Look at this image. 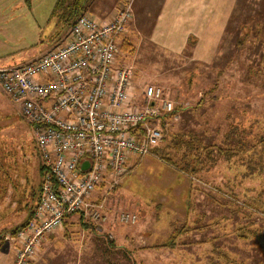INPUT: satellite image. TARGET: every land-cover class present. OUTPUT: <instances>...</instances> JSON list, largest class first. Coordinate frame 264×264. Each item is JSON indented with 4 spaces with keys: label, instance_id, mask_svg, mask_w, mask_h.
Returning <instances> with one entry per match:
<instances>
[{
    "label": "rangeland",
    "instance_id": "obj_1",
    "mask_svg": "<svg viewBox=\"0 0 264 264\" xmlns=\"http://www.w3.org/2000/svg\"><path fill=\"white\" fill-rule=\"evenodd\" d=\"M162 1L110 11L112 0H89L84 13L108 19L130 5L117 64L131 69L137 101L153 85L174 106L160 120L159 159L143 157L113 192L120 209L138 214L136 224L100 231L73 217L43 237L28 264H264V0H235L217 49L202 56L197 37L179 52L151 41ZM56 2L0 0V68L60 46L72 8L64 0L55 11ZM41 166L31 126L0 91V225L23 224L27 212L16 210L36 202Z\"/></svg>",
    "mask_w": 264,
    "mask_h": 264
},
{
    "label": "built area",
    "instance_id": "obj_2",
    "mask_svg": "<svg viewBox=\"0 0 264 264\" xmlns=\"http://www.w3.org/2000/svg\"><path fill=\"white\" fill-rule=\"evenodd\" d=\"M131 18L130 5L108 19L83 14L60 46L0 68V91L31 126L43 171L31 218L10 236L13 264H28L43 237L70 217L100 231L137 222L109 202L123 175L163 140L160 120L174 106L153 85L137 101L131 69L117 64Z\"/></svg>",
    "mask_w": 264,
    "mask_h": 264
},
{
    "label": "crops",
    "instance_id": "obj_3",
    "mask_svg": "<svg viewBox=\"0 0 264 264\" xmlns=\"http://www.w3.org/2000/svg\"><path fill=\"white\" fill-rule=\"evenodd\" d=\"M129 1L130 0H112V2L107 6L105 10L111 11L114 5H117L119 3L129 4ZM234 1L235 0H163L154 17L155 21L150 31V36L152 38L151 41L153 42L154 40H156V37H159L160 39H164L165 41H167L168 44L172 47L173 51L179 52L187 43L186 37H197L198 44L195 47L196 53H200V56L204 54L208 55L209 53H212L217 49V43H215L217 39L215 38L224 34L226 23L234 8ZM134 6V10L137 13L139 11V6ZM162 47L163 46H161L160 44L159 48L162 49ZM131 162L133 163V160ZM170 179H173V177ZM9 184H11L10 178ZM4 186H6V183L4 184ZM39 186L40 181L37 188V197ZM181 186L185 185L182 184ZM179 187L177 189H179ZM113 199L115 201V206H113V204L109 202L110 208H112L111 206H113V209L119 210L120 205H118L116 202H119V200H116V198ZM14 203H16V201ZM19 203H17V205ZM36 203L37 199L34 205H32L33 207H30L32 209H30L29 207L27 208V206L29 205V203L27 202V205H25L23 208L20 206L19 210L16 211H19L21 213L27 212L24 215V218L26 220L28 214L33 211ZM72 218L73 217H70L69 219ZM69 219L64 223L68 222ZM115 226L118 225L113 223H110L108 225V227L110 228H113ZM6 227V225H0V234L4 235L3 237L5 239H3V242L5 243L3 244L6 245V247L0 249V264H9L8 253H10V251L12 252V248L14 246L13 241L10 237L11 231L14 230L17 226H15L14 228L7 227L8 229ZM0 237L2 236L0 235Z\"/></svg>",
    "mask_w": 264,
    "mask_h": 264
},
{
    "label": "trees",
    "instance_id": "obj_4",
    "mask_svg": "<svg viewBox=\"0 0 264 264\" xmlns=\"http://www.w3.org/2000/svg\"><path fill=\"white\" fill-rule=\"evenodd\" d=\"M89 0H70V3H69V6L72 8V10L70 11V14H69V16H68V18H67V20H66V22H67V27L66 28H70L71 27V25L74 23V21L79 17V16H81V15H83L85 12H86V9H87V2H88ZM62 2H64V0H57V2H56V4H55V11L57 10H59V7L61 6V3ZM187 145L188 146H190V144L189 143H187ZM155 151H157V149H154L153 151H152V154L153 155H155L158 159H159V157H160V155L159 154H157ZM232 155V153H229V156H231ZM167 157V164L168 165H171L172 167H174L173 169H175V170H178V171H180L181 173H182V169H180V167H178V166H176L175 164H173L171 161V159L168 157V156H166ZM160 159H163V158H160ZM185 170H186V168H185ZM31 211V210H30ZM31 215H32V211L28 214V217L26 218V220L23 222V224L26 222V221H28L30 218H31ZM22 225V224H21ZM20 225V226H21ZM18 228V227H17ZM17 228H15L14 230H12L11 231V234H14L15 233V231H16V229ZM0 240H1V237H0Z\"/></svg>",
    "mask_w": 264,
    "mask_h": 264
},
{
    "label": "water",
    "instance_id": "obj_5",
    "mask_svg": "<svg viewBox=\"0 0 264 264\" xmlns=\"http://www.w3.org/2000/svg\"><path fill=\"white\" fill-rule=\"evenodd\" d=\"M86 167H87V162H84L82 168L85 169Z\"/></svg>",
    "mask_w": 264,
    "mask_h": 264
}]
</instances>
